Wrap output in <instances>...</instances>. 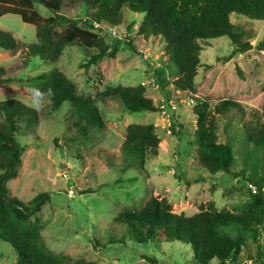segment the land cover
I'll use <instances>...</instances> for the list:
<instances>
[{"label":"rangeland","instance_id":"1","mask_svg":"<svg viewBox=\"0 0 264 264\" xmlns=\"http://www.w3.org/2000/svg\"><path fill=\"white\" fill-rule=\"evenodd\" d=\"M34 8L41 17H52L49 10L36 4ZM61 14L86 28L88 11L81 2L66 3ZM121 15L120 25L113 27L119 39L108 36L107 26L95 23L98 29L92 23L90 30L104 39L110 53L111 45H116V52L95 66L86 67V53L74 48H66L55 65L40 57L25 58L19 52L0 50V68L6 70V77L14 79L0 86V102L17 100L27 106L29 79L55 68L84 97H93L107 86L143 85L145 96L160 109L124 112L111 101L101 109L104 128L76 136L68 103L48 115L47 102H43L45 106L37 112L38 122L17 138L23 153L17 176L8 182L9 194L23 203L39 193L49 194L50 201L35 217L40 220V234L51 253L93 264H192L188 246L163 240L137 245L124 235L123 226L115 218L123 211L140 210L151 198L165 199L173 213L187 217L198 213L201 206L207 208L208 203H213L217 211L236 214L248 206L251 188L243 177L264 179V149L255 148L246 135L264 121V51L256 48L264 43V22L230 15L241 43L250 44L251 49L236 52L226 38L201 43L195 89L179 92L171 86L179 74L170 66L166 54L169 48L163 39L138 32L142 14L122 9ZM0 30L24 44L36 43L34 27L22 23L18 16L1 17ZM126 38L136 51L124 45ZM198 100L213 114L221 101L239 105L240 110L216 114L217 143L229 145L233 153L229 174L211 175L197 162L194 107ZM130 124L153 125L160 140L158 155L147 158L143 167H124L120 147ZM260 242L264 253V226ZM236 260L239 264H264L250 237ZM15 263L14 250L0 241V264Z\"/></svg>","mask_w":264,"mask_h":264},{"label":"trees","instance_id":"2","mask_svg":"<svg viewBox=\"0 0 264 264\" xmlns=\"http://www.w3.org/2000/svg\"><path fill=\"white\" fill-rule=\"evenodd\" d=\"M75 1L81 2L88 11L86 28L61 14L66 3ZM35 4L49 10L52 17H41L34 8ZM122 9L143 15L138 27L140 34L163 39L169 48L166 54L171 60L170 66L179 74L171 86L179 92H193L195 89L201 43L226 38L236 52L251 49L250 44L241 43L240 35L230 22V15L264 22V0H0V18L18 16L22 23L34 27L36 39V43L24 44L11 33L0 30V50L19 52L26 55L25 58L40 57L55 65L66 48H74L86 53V67L95 66L104 57L112 56L116 45H111L110 53L111 48L104 39L90 30L92 23L116 27L120 25ZM58 27L62 31H58ZM123 43L136 51L130 39L126 38ZM256 48L264 51V43H259ZM5 73L6 70L0 68V86L14 80L6 77ZM160 75L156 73L157 77ZM28 82L30 88L53 90L54 97L43 101L47 102L45 109L48 115L58 112L63 103H68L77 129L76 136H85L89 129L104 128L101 109L104 110L111 101L118 103L124 112L160 110L145 96L143 85L107 86L93 97H84L55 68L30 78ZM213 110L214 114L207 104L196 101L194 140L198 145L197 162L211 175L219 172L229 174L233 153L229 145L217 143L216 114L240 109L236 102L226 100L217 103ZM0 117V241L14 250L15 264H93L83 258L73 259L68 255L51 253L46 248L40 234V220L35 215L50 201L47 192L37 194L28 203L9 194L8 182L17 176L23 153L17 138L38 122L37 111L20 101L7 100L0 102ZM246 135L255 148L264 149V121ZM159 143L153 125H128L120 147L124 167L132 164L143 167L147 158L158 155ZM53 144L57 146V139ZM243 181L251 188L250 203L240 214L217 211L213 203H208L207 208L201 206L198 213L187 217L173 213L165 199L151 198L138 211L119 213L115 222L123 226L124 235L137 245L163 240L188 246L192 264H239L236 257L247 247L248 237L257 244V257L264 262L260 245L264 226V179L243 177Z\"/></svg>","mask_w":264,"mask_h":264},{"label":"clouds","instance_id":"3","mask_svg":"<svg viewBox=\"0 0 264 264\" xmlns=\"http://www.w3.org/2000/svg\"><path fill=\"white\" fill-rule=\"evenodd\" d=\"M27 92L30 96V102L27 106L36 110L37 112L41 111L45 106L43 103L45 99L52 98L55 95L52 89L42 91L41 89L35 87L28 88Z\"/></svg>","mask_w":264,"mask_h":264},{"label":"built area","instance_id":"4","mask_svg":"<svg viewBox=\"0 0 264 264\" xmlns=\"http://www.w3.org/2000/svg\"><path fill=\"white\" fill-rule=\"evenodd\" d=\"M94 27L98 28V29L100 28V26L95 24V23H94ZM114 29L115 28H113V27L107 26L108 36L112 37V38H118L119 39L120 38L119 33H118V31L116 29L115 30Z\"/></svg>","mask_w":264,"mask_h":264}]
</instances>
